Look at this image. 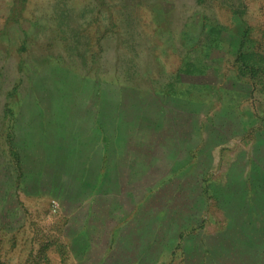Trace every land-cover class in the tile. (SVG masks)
<instances>
[{
    "label": "rangeland",
    "instance_id": "rangeland-1",
    "mask_svg": "<svg viewBox=\"0 0 264 264\" xmlns=\"http://www.w3.org/2000/svg\"><path fill=\"white\" fill-rule=\"evenodd\" d=\"M252 166L264 0H0V264H79L88 217L97 264H264Z\"/></svg>",
    "mask_w": 264,
    "mask_h": 264
},
{
    "label": "trees",
    "instance_id": "trees-1",
    "mask_svg": "<svg viewBox=\"0 0 264 264\" xmlns=\"http://www.w3.org/2000/svg\"><path fill=\"white\" fill-rule=\"evenodd\" d=\"M262 57L260 56V58H250L248 56H246L245 54H238L237 55V62L239 63V65L237 66L238 70H239V76L241 77H248L251 81L255 80V78L258 77V75L260 74V72L262 71ZM229 119V117H227ZM191 125V124H190ZM236 125V123H235ZM181 127V126H180ZM192 127V125L190 126V128ZM213 127H214V131L218 130V122L217 123H213ZM224 128L225 129H230L228 127V122H224ZM180 129L179 131L181 133H186V130H182ZM219 132V131H218ZM253 164L256 166L258 165L257 159H253ZM257 162V163H256ZM251 170V171H250ZM250 172H248V178L246 177V179L242 181L240 187L242 189V194H245L247 192V188H246V184H248V190L251 189V191L253 193H255L256 195H252L250 197H248V203L246 201L247 197H242L240 199H238L237 203L234 205L230 204L228 205L229 208H231L232 210L235 211V213H243L246 212L248 217H249V211L253 210L257 213L258 219L262 220L264 219V167H255L252 166L250 168ZM195 169H192L191 172H194ZM192 177H194V174H192ZM196 177V176H195ZM194 177V178H195ZM195 184L194 186H198L197 182L193 183ZM227 186V188L229 187L228 184H225ZM233 183L231 184L232 187ZM195 187H191L192 190H196L197 189ZM233 188V187H232ZM245 196V195H244ZM247 196V195H246ZM260 197V201H262L260 203V205L258 203H256V197ZM262 205V206H261ZM259 206V208H258ZM244 208V209H243ZM259 209V211L256 210ZM264 222L262 225H258V226H253L254 228H251L253 231H264Z\"/></svg>",
    "mask_w": 264,
    "mask_h": 264
},
{
    "label": "crops",
    "instance_id": "crops-1",
    "mask_svg": "<svg viewBox=\"0 0 264 264\" xmlns=\"http://www.w3.org/2000/svg\"><path fill=\"white\" fill-rule=\"evenodd\" d=\"M91 217L86 218L88 222L84 227H73L68 234L64 233L66 240L68 241L69 248L78 259L79 264L85 262L86 264H97L98 259H94L90 262V255L97 250V246L101 245L103 237L105 235L112 236V233H107L104 229H92L90 227L89 220ZM99 249V248H98ZM108 258V254H107ZM106 258V259H107Z\"/></svg>",
    "mask_w": 264,
    "mask_h": 264
},
{
    "label": "water",
    "instance_id": "water-1",
    "mask_svg": "<svg viewBox=\"0 0 264 264\" xmlns=\"http://www.w3.org/2000/svg\"><path fill=\"white\" fill-rule=\"evenodd\" d=\"M192 119H193V118H192ZM194 119H195V118H194ZM194 119L191 121L192 124H195V120H194ZM191 130H192V129L190 128V129L187 131V134H188V135L190 134ZM238 175H240V174H239V171L237 170V173H236L234 176L237 177ZM228 179H229V176H228ZM238 183H239L238 180L234 181L232 187H233V189H235V191L237 192V195L240 196V194H238V193H242V189H241V187H240V184H238ZM237 215H238L237 222L240 224V225H239V228H243V227L248 226V223H249V217H248L247 213H246V212H243V213H237Z\"/></svg>",
    "mask_w": 264,
    "mask_h": 264
}]
</instances>
